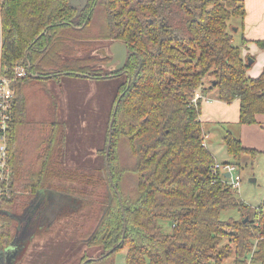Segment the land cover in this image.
<instances>
[{
  "label": "trees",
  "instance_id": "obj_1",
  "mask_svg": "<svg viewBox=\"0 0 264 264\" xmlns=\"http://www.w3.org/2000/svg\"><path fill=\"white\" fill-rule=\"evenodd\" d=\"M244 13L243 0H87L79 13L68 0H0V70L13 76L23 64L27 71L13 82L0 264L12 242L22 247L18 259L33 240L67 238L101 248L76 264H115L117 253L125 264H264V210L243 212L235 188L212 172L202 97L193 101L211 75L218 99H239L240 123L264 112V69L247 74L251 63L229 23ZM112 40L127 48L117 73L94 52ZM255 41L264 48V39ZM64 76H120L101 164L66 166L65 123L27 116L22 81ZM223 140L235 161L254 155L230 131ZM40 191L66 194L70 203L41 222L48 200L38 201ZM231 207L240 216L222 218ZM162 219L170 220L169 232Z\"/></svg>",
  "mask_w": 264,
  "mask_h": 264
},
{
  "label": "rangeland",
  "instance_id": "obj_2",
  "mask_svg": "<svg viewBox=\"0 0 264 264\" xmlns=\"http://www.w3.org/2000/svg\"><path fill=\"white\" fill-rule=\"evenodd\" d=\"M235 15L229 19V23L235 21ZM234 27V26H233ZM106 43V42H105ZM108 67V66H107ZM106 67V68H107ZM118 77H109L102 80H93L87 77L70 76V84L64 86L60 83H55L52 80H38L35 77H29L22 81V94L26 104L27 116L32 122L37 119L41 120H61L65 118V112L61 111L62 101L61 93L68 92L72 111L83 113L85 120H79V128L72 127L70 131V150H64V163L66 166H91L101 164L103 157L98 150H101L105 144V135L109 119V113L115 94V88L120 80ZM211 75L204 80L202 89L209 95L214 97L217 95V90L214 87H209ZM48 83V84H47ZM201 89V90H202ZM81 100V104L78 102ZM62 112V113H61ZM106 118V127L103 122ZM99 122V129L95 131V122ZM204 126L208 123L203 122ZM72 123H70V126ZM74 125V124H73ZM35 127L34 124H29L25 132L29 133ZM105 127V130L103 128ZM208 137L206 142L214 151V156L218 161H234L238 165V170L241 176L239 186L235 189L236 195L240 197L247 205L242 209L243 212L252 213L255 209L261 207L264 210V174L262 167H258L255 162L260 155L255 156L250 153H245L240 161H235L232 156L226 151V146L223 141V134L232 129H238L236 124L227 122H214L207 126ZM233 127V128H232ZM75 130V131H74ZM72 137H77L72 138ZM28 140V141H27ZM27 144L31 142L26 139ZM246 162V163H245ZM253 163V165H252ZM259 177L256 182L251 181L252 177ZM52 213L48 211V216ZM239 217L240 211L236 208H226L221 211L222 218ZM161 228L165 232L171 230V222L168 219L159 221ZM71 239L49 241L33 240L27 247V251L21 254L17 259L15 256L11 264H76L82 255L90 257L96 256L101 248L96 246H88L82 242H71ZM226 240V239H225ZM71 243V244H70ZM18 247V245H17ZM115 264H125L121 254H116ZM232 259H230L231 261ZM7 258L4 257V264ZM229 261V262H230Z\"/></svg>",
  "mask_w": 264,
  "mask_h": 264
},
{
  "label": "crops",
  "instance_id": "obj_3",
  "mask_svg": "<svg viewBox=\"0 0 264 264\" xmlns=\"http://www.w3.org/2000/svg\"><path fill=\"white\" fill-rule=\"evenodd\" d=\"M245 13L243 16L235 15V21L230 23L234 26L233 29V42L240 47L242 56L247 59L248 57L252 58V63L247 68V74L250 76H257L264 69V48L260 47L255 40L264 39V0H243ZM57 84V82H55ZM58 83L67 86L70 84V76H64ZM203 94L200 102V119L202 121V127L204 129L205 135V144L210 149L214 155V151L208 146L206 138L208 137V127L210 124L216 122H229L233 125L236 124L238 129H232L233 134L240 138L242 145L247 148L253 149L254 156L257 158L260 155L259 159L255 162L257 166L263 169L264 174V112H257L255 114L256 122L253 123H240V102L236 98L230 102L218 99L216 96L209 95L206 92L201 91ZM60 99L62 101V112H65L64 117L60 120L65 123V144L64 150H70V131L72 127L79 128V120H85L86 117L83 116V113H76L72 111L70 100V94L68 92L61 93ZM78 104H81L79 100ZM61 112V113H62ZM208 123L207 126H204L205 122ZM70 123L72 125L70 126ZM74 124V125H73ZM106 127V118L103 122ZM95 131L99 129L100 123L95 122ZM105 127L103 130H105ZM75 131V130H74ZM223 134V138H224ZM76 138L77 137H72ZM224 141V140H223ZM94 148L95 150H99ZM227 151V150H226ZM228 153V152H227ZM229 154V153H228ZM230 155V154H229ZM245 155V154H244ZM243 156V155H242ZM253 156V155H252ZM215 157V156H214ZM216 158V157H215ZM233 159V157H232ZM242 159V158H241ZM233 161V160H232ZM234 162V161H233ZM246 163V162H245ZM253 165V163H252ZM259 177H252L251 181L256 182ZM68 195L54 192V198L49 200V203L52 204L55 208L59 207L60 201L62 199H68ZM54 208H52V215L48 218H53L55 213H53ZM46 221V220H45Z\"/></svg>",
  "mask_w": 264,
  "mask_h": 264
},
{
  "label": "built area",
  "instance_id": "obj_4",
  "mask_svg": "<svg viewBox=\"0 0 264 264\" xmlns=\"http://www.w3.org/2000/svg\"><path fill=\"white\" fill-rule=\"evenodd\" d=\"M27 74L23 64H17L14 69V75L9 76L0 70V193L6 191L7 187L2 183L9 178V150H8V127L12 119V108L14 100L13 82L19 77ZM198 97H202L200 89H197L193 98L195 101ZM224 171H229L230 175L223 174ZM212 172L221 174L226 177L227 182L232 188H237L241 181V176L238 170L237 163L233 161H218L215 160L212 164Z\"/></svg>",
  "mask_w": 264,
  "mask_h": 264
},
{
  "label": "water",
  "instance_id": "obj_5",
  "mask_svg": "<svg viewBox=\"0 0 264 264\" xmlns=\"http://www.w3.org/2000/svg\"><path fill=\"white\" fill-rule=\"evenodd\" d=\"M68 3L76 8L77 13H79L81 11L82 8H84L87 5V0H68ZM96 53H100L104 56L110 57V60L107 62H103V65L108 66V68L111 71H115L118 70L120 68H122L124 66L125 60L127 58V48L124 42L119 41V40H112L98 48L95 49ZM248 63H252V58L248 57ZM215 84V80L212 81L211 85ZM113 112H115V107ZM111 123V122H110ZM224 175L229 176L230 172L229 171H224L223 172ZM43 193V191H40L38 193V197L41 196V194ZM50 196H54V192H50ZM112 198V195L109 194L108 200L110 201ZM54 208L53 213L56 214V212L58 211V208ZM55 216V215H54ZM248 219L247 216H245L244 221H246ZM22 247L18 246L12 242L11 244L7 245L4 249L5 251V256L7 258V262L8 264L13 263L15 256L21 252Z\"/></svg>",
  "mask_w": 264,
  "mask_h": 264
},
{
  "label": "flooded vegetation",
  "instance_id": "obj_6",
  "mask_svg": "<svg viewBox=\"0 0 264 264\" xmlns=\"http://www.w3.org/2000/svg\"><path fill=\"white\" fill-rule=\"evenodd\" d=\"M110 60V57H108L107 59H105L103 62H107V61H109ZM110 68V67H109ZM123 68V67H122ZM122 68H120V69H122ZM120 69H118V71L120 70ZM117 70H113L112 72H115V73H117L118 72ZM50 192H55V191H49V192H47L46 194H44V193H42L41 194V196L38 198V201H44L45 199H47L48 201H47V206H46V209H44V212H43V215L41 216V218H40V221L41 222H45V220L46 221H51L53 218H54V216H53V218H48V217H50V216H48V211H50L51 212V210H52V208L54 207L52 204H50L49 203V200L52 198H54V196L52 197V196H50ZM69 197V196H68ZM61 203H60V205H59V208H58V210L62 207V206H64V205H66V204H68V203H70V197L66 200V199H62L61 201H60ZM15 243V242H14ZM16 244V243H15ZM17 245V244H16ZM21 247V246H20ZM4 253H5V251H4ZM4 257H5V254H4ZM15 262V261H14ZM5 264H8V262L6 261V263Z\"/></svg>",
  "mask_w": 264,
  "mask_h": 264
}]
</instances>
